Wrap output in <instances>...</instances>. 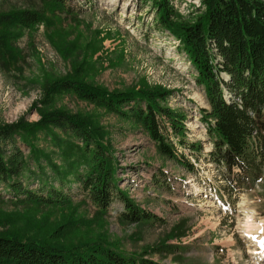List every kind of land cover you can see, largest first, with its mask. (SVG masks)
<instances>
[{"label":"rangeland","instance_id":"rangeland-1","mask_svg":"<svg viewBox=\"0 0 264 264\" xmlns=\"http://www.w3.org/2000/svg\"><path fill=\"white\" fill-rule=\"evenodd\" d=\"M202 1L170 3L180 17L193 20L204 9ZM65 2L70 13L45 0H0V13L28 9L45 19L33 29L10 25L4 30L9 52L8 60L0 62V123L35 122L41 108L86 115L101 127L103 140L112 147L119 189L159 221L141 227L121 222L123 205L116 198L106 216L96 217L77 185L65 207L17 204L0 186V232L28 231L37 236L44 229L75 222L73 238L85 240V233L96 239L102 234L117 251L126 255L147 251V257L161 264H264V232L249 234L245 227L247 216L264 224V165L259 181L230 188L224 171L209 155L212 142L200 112L209 106L179 41L155 22L149 2ZM73 75L109 91L145 86L171 91L166 105L187 117L183 133L170 140L177 154L189 161L188 168L161 156L142 130L128 122L70 93L51 97L44 93L46 83ZM16 143L27 156L29 149ZM48 143L38 135L40 147L52 150ZM53 159L61 163L59 155ZM20 181L28 189H38L27 173Z\"/></svg>","mask_w":264,"mask_h":264},{"label":"trees","instance_id":"trees-1","mask_svg":"<svg viewBox=\"0 0 264 264\" xmlns=\"http://www.w3.org/2000/svg\"><path fill=\"white\" fill-rule=\"evenodd\" d=\"M45 1L70 13L65 0ZM139 2L150 3L155 22L179 41L197 73L195 82L203 88L209 106L200 112L212 142L211 160L224 171L232 189L259 181L264 165V0H203L204 9L193 20L180 17L170 0ZM44 20L41 13L28 9L0 13V62L8 60L7 27L33 29ZM44 93L48 97L70 93L128 122L142 130L161 156L188 168L189 161L177 154L170 140L183 133L187 117L166 105L171 91L159 86L109 91L73 75L46 83ZM38 115L35 122L0 123V186L15 203L65 207L77 185L94 206L96 217L106 216L116 198L123 205L121 222L141 227L159 221L119 189L113 150L103 140L100 126L86 115L61 109L41 108ZM39 134L52 150L38 145ZM18 140L29 149L27 156ZM54 155L60 156V164L54 162ZM24 173L38 183L37 190L23 186ZM76 228L74 222L44 229L37 236L28 231L0 232V264H161L147 257V251L128 255L117 251L102 234L96 239L85 233V240L73 238Z\"/></svg>","mask_w":264,"mask_h":264},{"label":"bare ground","instance_id":"bare-ground-1","mask_svg":"<svg viewBox=\"0 0 264 264\" xmlns=\"http://www.w3.org/2000/svg\"><path fill=\"white\" fill-rule=\"evenodd\" d=\"M245 227H246V231L249 234H253L255 232H264V224H260V223L253 221L250 218V216H247L246 218Z\"/></svg>","mask_w":264,"mask_h":264}]
</instances>
